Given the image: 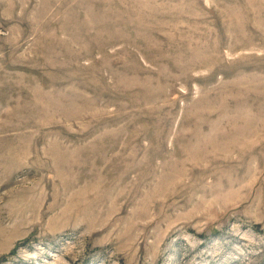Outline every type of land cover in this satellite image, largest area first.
Wrapping results in <instances>:
<instances>
[{"label":"rangeland","instance_id":"obj_1","mask_svg":"<svg viewBox=\"0 0 264 264\" xmlns=\"http://www.w3.org/2000/svg\"><path fill=\"white\" fill-rule=\"evenodd\" d=\"M0 264H264V0H0Z\"/></svg>","mask_w":264,"mask_h":264}]
</instances>
